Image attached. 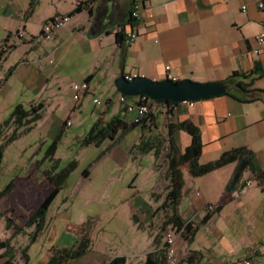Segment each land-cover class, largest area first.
Segmentation results:
<instances>
[{
	"label": "rangeland",
	"instance_id": "374dc122",
	"mask_svg": "<svg viewBox=\"0 0 264 264\" xmlns=\"http://www.w3.org/2000/svg\"><path fill=\"white\" fill-rule=\"evenodd\" d=\"M74 1L0 0V51H5L0 61V145H5L0 191L13 183L9 193L0 198V241L9 243L8 251L0 250V264L8 259L25 264L22 252L36 228L31 216L54 187L48 170L58 174L71 169L47 210L45 229L30 249L32 264H45L52 248L76 245L82 238L78 224L89 219L94 246L107 258L125 245L138 248L139 255H131L129 264H139L141 252L159 249L163 232L176 226L169 222L168 211L162 206L169 184L167 125L174 118L173 112L157 104L145 127L138 126L124 136L120 132L113 144L110 139L100 146L85 143L100 112L102 122H108L119 113V103L107 99L105 88L113 84L107 68L96 73L100 103H95L92 95L79 101L73 97L72 85L94 71L102 54L99 48L83 49L86 40L82 34L68 35L66 31L76 21L87 23L85 12L71 16L61 28L64 42L53 45L52 34L47 40L50 45L42 44L46 41L41 34L46 20L56 16L58 9L72 10ZM22 29L25 37L18 38ZM7 36L9 40L4 42ZM85 36L89 38V34ZM110 60L113 64L112 57ZM13 66L15 70L8 77ZM40 103L42 119L30 123L29 116L27 125L19 127V136L7 142L16 127L8 121L15 107L22 104L31 109ZM125 118L130 120L126 114ZM28 126L33 127L26 130ZM144 141L160 151L158 158L154 150L143 152L139 148ZM194 180L197 184V178ZM207 181L203 178L198 183ZM196 211L194 204L192 213ZM186 229L185 224L175 231L177 248L182 244L177 264H190L187 259L191 255L194 264L200 259L187 248L192 234Z\"/></svg>",
	"mask_w": 264,
	"mask_h": 264
},
{
	"label": "crops",
	"instance_id": "0c3cea01",
	"mask_svg": "<svg viewBox=\"0 0 264 264\" xmlns=\"http://www.w3.org/2000/svg\"><path fill=\"white\" fill-rule=\"evenodd\" d=\"M258 1L150 0L154 17L146 19L147 24L138 23L139 36L120 46L116 43L114 32L123 23H128L133 0H96L92 15L87 10L80 12L86 13L87 23L76 21L70 29H66L68 35L82 34V39L86 40L83 49L99 48L102 51L94 71L88 72L82 81L92 76L88 81L91 93L87 96L92 95L94 102L95 98H99L96 92L100 84L96 82V73L98 69L105 72L107 68L106 74L111 76L110 82L113 83L105 88L107 99L112 104L119 103V113L114 115L127 119L115 86V79L122 74L163 80L166 79L167 66L179 81L188 78L197 82L224 81L235 71L252 74L250 78H235L234 84L242 82L246 89L262 90L250 94L256 96V100H249L250 95L237 90L238 97L222 94L194 101L193 106L185 101L178 102L172 110L174 118L171 122L190 120L200 128L203 142L200 163H208L225 151L244 147L253 152L257 166L264 171V51L257 41V35L264 27V11L259 8ZM70 11L58 9L56 14H68ZM92 24H95L94 28ZM61 30L53 34V45L65 41ZM88 34L89 38H86ZM48 39L42 44L50 45ZM10 69L8 77L13 74H9ZM73 108L75 112L76 108ZM101 116L100 112L97 120H102ZM175 138L181 150L191 142V135L185 131L177 132ZM235 167L236 162L230 163L198 177H190L183 168L186 187L180 213L188 218L191 226L197 225L187 242L188 250L199 255L200 259L195 264H245L246 259L251 264H264V186L255 184L240 192L246 181L255 177L247 169L242 179L243 186L239 185L232 193L227 192L226 185ZM203 178L208 181L198 183ZM185 200L187 203L183 209ZM220 203L223 208L217 213L207 208L208 204ZM194 204H197V211L192 213ZM207 216L209 219L205 221ZM39 235L34 242L30 239L28 244V263L31 260L30 249ZM89 236V250L79 259L63 264L71 261L74 264H106L115 256H126L129 264L131 255H139L138 248L125 245L107 258L95 248L91 230ZM55 248L49 250L48 260ZM181 248L180 243L178 252ZM147 253L141 252L139 264L144 263ZM10 264H13L12 260Z\"/></svg>",
	"mask_w": 264,
	"mask_h": 264
},
{
	"label": "trees",
	"instance_id": "16d2710c",
	"mask_svg": "<svg viewBox=\"0 0 264 264\" xmlns=\"http://www.w3.org/2000/svg\"><path fill=\"white\" fill-rule=\"evenodd\" d=\"M95 1L96 0H77L75 7L68 13V15L73 16L75 14L82 12L83 10H87L88 13L92 15L93 14L92 6ZM32 12H33L32 9L27 11L28 14L27 16L29 17L32 14ZM130 21L131 19L129 18L128 22ZM125 25L126 24L123 23L121 25L122 27L121 30L114 32L116 43L120 46L124 45L125 42L129 41L125 35ZM108 32L110 33L113 31H108ZM42 33L43 30H41V34ZM9 36L6 37L4 42H7L9 40ZM11 47H14V45H12ZM4 53H5L4 50L0 51V61L3 59L2 56ZM13 68L10 69L9 74H12ZM122 76L125 75L122 74ZM238 77L250 78L252 77V74H244L236 71L233 72L227 79L223 81L224 83H226L228 87V91L224 94L229 93L235 97H238L236 95L237 90L247 95H250L254 91H258V92L262 91L260 89H254V90L246 89V85L242 82L234 84V79ZM91 78L92 76L88 77L86 80L89 81ZM231 88H235L234 91H230ZM130 98H133V96ZM256 98H257L256 96L250 95L249 100L254 101L256 100ZM157 104L163 105L164 108L172 112L174 106L177 105L178 102H174L168 99L157 100V101L154 100L151 104L152 105L151 107L153 108V106ZM42 108H43V103H40L38 107H32L31 109H26L22 104H18L15 107L14 111L12 112L10 118L8 119V121H13L16 124V127L13 130L12 134L7 138V142H12L19 136L20 134L19 127L27 125L26 120L28 119L29 116H32V119L30 121L28 119L30 123L37 122L38 120L42 119L43 117L41 113ZM152 116H153L152 113L149 112L147 117L144 118L142 122H138V123L131 121V119L130 120L124 119L123 117H120L118 115L113 117L109 122H102V120L99 119L93 124V126L89 130L85 138V143L95 144L97 146H100L106 140L110 139L113 144L116 140L117 135L120 132H121V136H124L129 131H131L132 129L138 126L145 127L146 123L150 122V117ZM32 127L33 126H28L26 127V130H29ZM167 130H168V151L166 152V158H167V175L169 179V184L166 187V195L162 203V206L167 209L169 222H171L173 225H176L175 228L181 227L182 225L186 224V228H187L186 230L189 233L192 234L194 231L191 226V223L188 222L180 213V206L185 196V187H186V177L183 168L187 170L190 177H198V176H203L221 167H224L230 163L236 162V167L234 169V172L226 185L227 192L232 193L237 189V187H239V185L243 186L242 179L244 172L247 169H250L255 175L254 178H250V179L255 180L256 184L260 186H264V171L260 170L259 167L257 166L252 151L244 147L234 148L225 151L219 158L210 161L208 163L202 164L200 163L199 158L202 152L203 142L201 138L200 128L197 125H195L190 120L169 122L167 125ZM179 131H185L191 135V142L184 150H181L175 138V134ZM4 147H5L4 144L0 145V165L4 155ZM139 148L143 152L154 150L156 154V158H158L159 156L160 151L155 150V147H152L149 141H144L139 146ZM70 170L71 169L69 170L67 169L58 174H51L49 170L46 172L48 178L54 184V187L51 189L49 194L43 199V201L40 203L38 208L31 216L32 218L31 223L36 226L33 234L31 235V242H34L38 237V235L45 229L47 210L51 205V203L56 198V196L58 195V193L60 192L62 185L65 182ZM12 185L13 183H10L4 190L0 191V198L5 194L9 193V190L12 187ZM216 205H217L216 209L215 211H213V213H217L223 208L222 203ZM209 216H207L204 220L206 221L207 219H209ZM133 219L135 222H138L136 214H133ZM91 226L92 225L90 219L87 220L82 225H80L78 230L82 237L81 240L76 245L71 246L69 248L64 247V248L53 249L47 264H63L65 262H68L69 260H76L82 257L90 248L91 238L89 236V233L91 230ZM164 233L165 232H163V238H164ZM186 236L187 235H185V237ZM2 249H4L5 252L8 251L9 243L7 241H0V250ZM163 253L166 255L164 242L159 249H155L147 253L146 259L143 264H167L164 259ZM22 255L25 260V264H28L27 247L26 249L23 250ZM187 260L190 264H194L193 255L189 256ZM10 263H11V259H8L6 261V264H10ZM106 264H127V258L126 256H115L111 258Z\"/></svg>",
	"mask_w": 264,
	"mask_h": 264
},
{
	"label": "built area",
	"instance_id": "2783aa9c",
	"mask_svg": "<svg viewBox=\"0 0 264 264\" xmlns=\"http://www.w3.org/2000/svg\"><path fill=\"white\" fill-rule=\"evenodd\" d=\"M258 6L261 10L264 11V0L258 1ZM246 7L243 6V10ZM154 11L151 7L150 0H133L132 6L130 9V19L131 21L125 25V35L129 41H134L140 34L138 23L143 22L147 24L146 19H152L154 17ZM71 16L68 14H57L52 19L48 20L45 23V27L42 29V35L46 38H51L52 34H54L57 30L61 29L69 20ZM122 27H119L116 31L121 30ZM25 37V30L22 29L19 31L18 38ZM257 41L260 45L262 51H264V27L262 31L257 35ZM128 80H133L138 77L137 75H125L124 76ZM166 78L171 79L173 81L178 82L179 79L175 75L171 74L170 66H167V74ZM72 89L74 91V99L79 101L83 99L85 96L91 93V88L88 81H84L81 83H74L72 85ZM119 101L125 107V114L130 117L133 122H142L144 118L147 117L148 113L151 112V104L154 101L151 97L147 95H139L133 96L130 98L129 96L123 95L119 93L118 96ZM96 103H100L99 98L94 99ZM191 106L194 105V101L186 100ZM128 119V118H127ZM256 181L253 179H248L241 189L240 192L246 191L251 186L255 185ZM239 195V193H237ZM216 204H209L207 206L210 212L215 211ZM175 229L168 230L164 233V243H165V252L170 263L177 264L179 262V253L176 244V236ZM245 264H251L249 259L245 260Z\"/></svg>",
	"mask_w": 264,
	"mask_h": 264
},
{
	"label": "water",
	"instance_id": "95a60500",
	"mask_svg": "<svg viewBox=\"0 0 264 264\" xmlns=\"http://www.w3.org/2000/svg\"><path fill=\"white\" fill-rule=\"evenodd\" d=\"M115 86L119 93L129 97L147 95L156 101L168 99L174 102L198 101L228 91L223 81L197 82L188 78L176 82L168 78L154 80L146 76H138L133 80L119 76L115 79Z\"/></svg>",
	"mask_w": 264,
	"mask_h": 264
}]
</instances>
